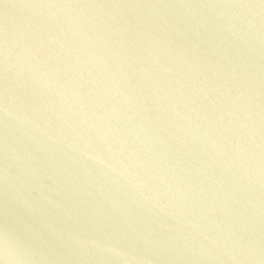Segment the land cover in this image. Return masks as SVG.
<instances>
[{
    "label": "water",
    "instance_id": "obj_1",
    "mask_svg": "<svg viewBox=\"0 0 264 264\" xmlns=\"http://www.w3.org/2000/svg\"><path fill=\"white\" fill-rule=\"evenodd\" d=\"M0 264H264V0H0Z\"/></svg>",
    "mask_w": 264,
    "mask_h": 264
}]
</instances>
